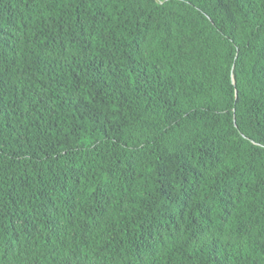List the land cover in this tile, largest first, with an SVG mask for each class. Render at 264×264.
Returning a JSON list of instances; mask_svg holds the SVG:
<instances>
[{"label": "trees", "instance_id": "1", "mask_svg": "<svg viewBox=\"0 0 264 264\" xmlns=\"http://www.w3.org/2000/svg\"><path fill=\"white\" fill-rule=\"evenodd\" d=\"M0 264H264V0H0Z\"/></svg>", "mask_w": 264, "mask_h": 264}]
</instances>
